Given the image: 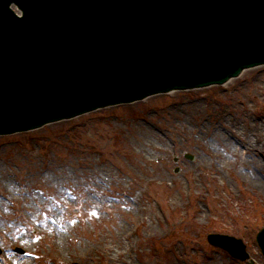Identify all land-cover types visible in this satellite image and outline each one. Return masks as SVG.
Segmentation results:
<instances>
[{
    "label": "rangeland",
    "instance_id": "374dc122",
    "mask_svg": "<svg viewBox=\"0 0 264 264\" xmlns=\"http://www.w3.org/2000/svg\"><path fill=\"white\" fill-rule=\"evenodd\" d=\"M192 104L205 118L198 139L182 113ZM222 111L226 122L236 113L246 117L241 122L248 127L233 130L264 151V66L222 86L160 94L0 137V161L11 178L0 184V264H61L44 256L51 238L43 225L51 213L66 264H93L81 253L100 240L96 264H105L118 237L134 245L133 264H141V253L153 264H264L255 240L264 227V196L244 190L247 168H239L220 142L218 149L208 130L213 112ZM137 123L161 129L165 137L137 147ZM91 175L103 184L91 183ZM144 208L154 220L143 217ZM149 222L153 235L144 231ZM210 233L241 239L250 259L241 262L208 245Z\"/></svg>",
    "mask_w": 264,
    "mask_h": 264
},
{
    "label": "water",
    "instance_id": "95a60500",
    "mask_svg": "<svg viewBox=\"0 0 264 264\" xmlns=\"http://www.w3.org/2000/svg\"><path fill=\"white\" fill-rule=\"evenodd\" d=\"M262 64L264 0H0V135ZM207 239L248 258L241 240Z\"/></svg>",
    "mask_w": 264,
    "mask_h": 264
},
{
    "label": "bare ground",
    "instance_id": "6f19581e",
    "mask_svg": "<svg viewBox=\"0 0 264 264\" xmlns=\"http://www.w3.org/2000/svg\"><path fill=\"white\" fill-rule=\"evenodd\" d=\"M182 113L184 117L188 118V120L193 121L194 127H192V129L193 132L197 134V139H198V135L201 134V132L203 131L204 129L203 125L205 123V118L201 114V106L199 104H192L189 107L183 108ZM184 114H186V116ZM213 115L215 116V119L212 120L210 127L208 128V130L212 132L211 138H214L218 142V149L220 142L223 144V147H225V149L229 151V153H231V155L234 158L238 159L239 168H247L246 172L248 176H245L246 178H243V181L247 183V186L245 187L244 190L250 191L252 189L253 191L256 192V194L258 195L261 194L264 196V183H262L261 180V178L264 177V174H262L264 170L263 167L264 151L262 149H257L256 145H253V143L251 144L249 140H247L241 134L233 130L234 127H241V126L248 127V123H246L245 121H243V123L241 122L242 119L246 120V117H241V115L236 113L234 115L236 116V118L233 117L232 118L233 120H230V122H226L225 113L223 111L219 113L213 112ZM134 127L135 128L132 129L134 144L137 147L143 149H145V147L148 146L147 141L149 139L155 138L158 140V137L159 138L165 137L161 129L158 130L155 127L152 128L146 125L145 123L144 124L137 123L135 124ZM250 127H255V125L251 124ZM221 130L224 131L226 135L225 134L223 135L221 133ZM218 155L215 154L214 157L216 159H219ZM261 157H263V159H261ZM54 170H55L54 165H52V171ZM58 172L59 171L56 170V174ZM256 173L259 174L256 175ZM28 178L29 175L26 174V179ZM10 179H11L10 173L7 170V167L0 161V184L1 183L5 184L7 182H10ZM89 180L91 181V183L94 182L99 185L103 184L102 180L97 175H93V176L91 175ZM57 193H58L57 196L61 195L59 192ZM148 209L150 210V208ZM148 209L144 208L142 210L141 213L143 214V217L144 215H146L150 220H154L155 217L149 214ZM54 219H55V214L51 213L49 215L48 220H46L45 224L43 225V228H47L50 230V238H51L50 249L47 253L44 254V256L45 259L48 260L56 259L58 263L66 264V262L62 260V257L64 255L68 256L67 250L62 247L61 244L62 241L61 238L59 239L58 230L54 225L55 224L53 221ZM141 221L142 220H139V222ZM144 231L146 232V234H150V235H153L154 233L157 232V230L155 229L154 225L151 222L147 224ZM125 239H126V244L123 242L124 241L123 238L118 237L117 242L115 243L114 246H108L109 252L108 255L106 256L105 264H133L132 252L135 248L132 242L128 238ZM100 242L102 241L100 240L99 243ZM99 243H97L98 249H100ZM97 247H92L87 249V251L81 253V257L83 259L90 260L93 264H96V260H97L96 254L98 253ZM103 247L106 248V246ZM139 259L141 264H153L150 260L146 259V256L143 253L139 255ZM171 264H180V263L178 261H174V263Z\"/></svg>",
    "mask_w": 264,
    "mask_h": 264
}]
</instances>
